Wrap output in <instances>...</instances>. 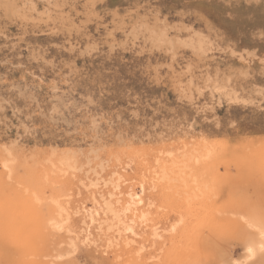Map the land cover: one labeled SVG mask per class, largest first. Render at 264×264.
Masks as SVG:
<instances>
[{
  "label": "rangeland",
  "instance_id": "1",
  "mask_svg": "<svg viewBox=\"0 0 264 264\" xmlns=\"http://www.w3.org/2000/svg\"><path fill=\"white\" fill-rule=\"evenodd\" d=\"M195 167L209 187L192 199ZM103 194L136 198L114 230L89 224ZM251 214L264 220V0H0V264H264L243 261Z\"/></svg>",
  "mask_w": 264,
  "mask_h": 264
},
{
  "label": "bare ground",
  "instance_id": "2",
  "mask_svg": "<svg viewBox=\"0 0 264 264\" xmlns=\"http://www.w3.org/2000/svg\"><path fill=\"white\" fill-rule=\"evenodd\" d=\"M56 102H58V101H56ZM205 143L207 144L208 142L206 141ZM211 146H212L211 144L210 145L209 144H207V145L204 144L200 148H197L196 149V147H195L193 153L190 155L191 156L190 157L191 166H192V162H196V163L199 162L200 163V161H203V160L211 157V155L213 154L212 151H215V148H216V147H214V150H213ZM4 153H5V155H4V158L2 160V166H3L4 170L6 171L8 177H11L13 175V173H14L15 160L16 159L12 155L11 150L9 148H6ZM164 169L166 170V173H167L168 169L166 167ZM163 172H165V171L163 170ZM188 175H189L187 177L188 178L187 179L188 181L186 183V186L188 188H186L187 189L186 191L189 192L188 189H190V191L193 192V194L189 192L190 193L189 194L190 196H191V194L193 195V197H192V199H193L194 197H196L200 193L204 192L209 187V183L207 182V180H205V177H204L205 175L203 174V171L201 170L200 167H198V169L196 168L193 171L191 170L190 171V174H188ZM185 178H186V176L183 179L186 180ZM83 185H85V184H83ZM93 186H94V184H93ZM85 187L87 188L89 186H85ZM114 188H116V187H114ZM140 190H141V192H140V196L139 197H141V195L145 192L144 191V188H143V185L140 187ZM107 196H109V195H107ZM190 196H189V198H190ZM91 197H93V196H91ZM104 197H105L104 194L101 195L100 198L94 196V198H95V199L93 198L94 199V202H95V203H93L94 204V207L93 208L91 207V209L88 210V211H86V212H87L88 218L91 220V221L89 220L90 221L89 224H91L92 222L93 223H97L98 224V227L100 226L99 228H101V226L108 225V226H111V229H112V226L113 225H110V224L113 223V222H115V225H116V222L118 224H120L121 222H123V220H121V222L119 223L120 219H123L124 218L126 212L128 213V211L131 210V207L133 206L132 203L134 202V200L136 198H134V200H132V202H130V204L132 206L131 205L130 206H127V207L124 206L126 208L124 209V207H122L123 209H121V208L116 207L117 201L114 202L115 201L114 198L117 199L116 196L114 198H112L114 201L110 200V198H109L110 196L109 197H106V198H104ZM133 197H135V196H133ZM142 200L143 199L141 198V200L139 202H142ZM26 203L28 205L29 202L27 201ZM135 204H134V206H135ZM121 205L123 206V204H121ZM58 206H59V208H58ZM58 206H57V208H58L57 211H59V212H58V215L56 216V218L53 219L52 224H53V226H55L54 228H56L58 231H62V230L64 231L65 230L66 233L69 236L73 232V231H71V229L69 227H67L68 221H70L69 219H71L70 218V214L71 213L69 211V208H67L66 206H63L61 204H59ZM117 206H120V204L119 205L117 204ZM132 209H133V207H132ZM140 216H142V214ZM137 217H139V216H137ZM141 218H143V216ZM141 218H139V219L141 220ZM129 220H130V222H128V220H127L128 224L125 223L126 221L124 223L128 225L129 229L133 233V231H135V229H134L135 228V226H134L135 225L134 218H130ZM244 220L247 222V225L249 226V228L251 229V231L247 234V238H246V240L244 242L245 248H244V260L243 261H252V260L254 261V260H257L259 257L261 258L263 256V254H264V220L260 216L255 215V214H251V215H248V216L244 215ZM116 227H117V225H116ZM120 227H121V225H120ZM120 227L118 226V228H119L118 231L119 232L122 231V228L120 230ZM112 230H114V229H112ZM130 230H129V232H130ZM108 231H110L109 228H108L107 232ZM118 231L116 230L114 232H116V234H117V233H119ZM120 233H122V232H120ZM155 234H157V232H155ZM68 238H69V245L75 246V241H74V238L75 237L72 238L71 236H69ZM238 263H235V264H238Z\"/></svg>",
  "mask_w": 264,
  "mask_h": 264
}]
</instances>
